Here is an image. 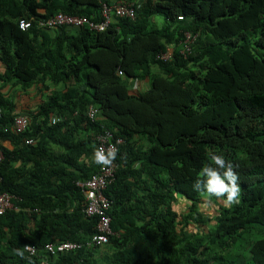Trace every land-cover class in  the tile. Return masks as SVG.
<instances>
[{
    "label": "trees",
    "instance_id": "16d2710c",
    "mask_svg": "<svg viewBox=\"0 0 264 264\" xmlns=\"http://www.w3.org/2000/svg\"><path fill=\"white\" fill-rule=\"evenodd\" d=\"M103 4V30L39 23L101 22ZM19 114L29 121L16 132ZM104 130L123 141L104 191L111 234L87 246L99 217L76 182L98 171ZM0 150V191L14 196L0 264H264V0H0ZM211 153L233 164L237 203L193 190ZM64 241L82 246L44 250Z\"/></svg>",
    "mask_w": 264,
    "mask_h": 264
},
{
    "label": "built area",
    "instance_id": "2783aa9c",
    "mask_svg": "<svg viewBox=\"0 0 264 264\" xmlns=\"http://www.w3.org/2000/svg\"><path fill=\"white\" fill-rule=\"evenodd\" d=\"M102 16L103 20L101 22L90 21L86 17L73 16L65 13H57L46 20H40L41 25H45L47 28L60 25L68 26H80L87 23L91 28L96 30H103L108 22L110 14V8L105 4L102 5ZM115 13L121 16H133V9L126 4L117 3L115 5ZM19 27L26 29L29 25V21L26 19H20ZM186 41L191 39L190 34L186 33ZM171 55V51L167 48L164 52L160 53V58L166 60ZM120 72V71H119ZM121 73V72H120ZM97 109L90 106L88 109V117L90 120H95ZM61 120L60 117H52V123ZM29 118L25 114H19L13 120L12 128L17 131H22L26 128ZM112 140V135L109 130H104L96 135V147L97 151H102L105 156L108 152L114 151L116 153L117 144L122 143L121 138H115V142ZM26 143H32V139H27ZM3 159V152L0 150V162ZM117 169V163L113 157L110 158L109 163L99 164L98 171L93 174L89 179L85 181H78L76 185L81 187L85 198L84 212L86 215L96 214L99 220L96 225V231L91 235L90 239L87 241V246L100 244L107 242L108 235L111 234V229L109 225L110 218L106 215V210L110 205V200L105 196L104 191L107 185L113 180L115 172ZM14 196L6 191H0V214L4 213L7 209L13 208L12 199ZM82 244L78 242L64 241L57 243H48L44 246V250L55 255L57 253H62L66 251H71L74 249L81 248ZM24 249L31 255L36 253V248L31 245H25ZM40 264H48V261L42 260Z\"/></svg>",
    "mask_w": 264,
    "mask_h": 264
},
{
    "label": "clouds",
    "instance_id": "9594fccd",
    "mask_svg": "<svg viewBox=\"0 0 264 264\" xmlns=\"http://www.w3.org/2000/svg\"><path fill=\"white\" fill-rule=\"evenodd\" d=\"M193 39L191 37L189 41H186L185 37L181 42L189 43ZM114 155V151L108 152L107 156L102 151H97L94 154V161L106 164L109 163L110 158ZM192 188L194 191H205L209 196L223 197L228 204L237 203L241 192L238 176L234 171L233 164L230 161L226 162L224 155L219 153H211L209 155L208 162L202 165L192 184ZM17 254L23 256L24 253L17 250Z\"/></svg>",
    "mask_w": 264,
    "mask_h": 264
},
{
    "label": "rangeland",
    "instance_id": "374dc122",
    "mask_svg": "<svg viewBox=\"0 0 264 264\" xmlns=\"http://www.w3.org/2000/svg\"><path fill=\"white\" fill-rule=\"evenodd\" d=\"M145 88V86L144 85H142V87H141V90L142 89H144ZM180 196V195H179ZM205 202L207 203V204H200L199 206H201L200 208L202 209H208L207 210V212H213V207L210 205V204H208L210 201H206L205 200ZM222 202V201H221ZM224 202V201H223ZM182 203H183V201L179 198V203H178V205H175V208H176V210H178V211H180V209L182 208V207H184L185 205H182ZM225 203V202H224ZM209 206V207H208ZM214 206H216V205H214ZM209 208H211V209H209ZM217 208V207H216ZM183 210V209H182Z\"/></svg>",
    "mask_w": 264,
    "mask_h": 264
},
{
    "label": "crops",
    "instance_id": "0c3cea01",
    "mask_svg": "<svg viewBox=\"0 0 264 264\" xmlns=\"http://www.w3.org/2000/svg\"><path fill=\"white\" fill-rule=\"evenodd\" d=\"M131 82H132L134 88H136V89H141L142 85H144V83H146V82H139V81H136V82L131 81ZM5 145L10 147L9 142H5ZM180 199L183 202H185L184 201L185 199H183V198H180Z\"/></svg>",
    "mask_w": 264,
    "mask_h": 264
}]
</instances>
